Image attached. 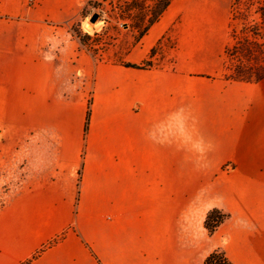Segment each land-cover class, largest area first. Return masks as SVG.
<instances>
[{
  "label": "crops",
  "instance_id": "obj_1",
  "mask_svg": "<svg viewBox=\"0 0 264 264\" xmlns=\"http://www.w3.org/2000/svg\"><path fill=\"white\" fill-rule=\"evenodd\" d=\"M85 2L0 0V162L19 133L59 154V182L0 214V264H205L217 250L264 264V80L228 81L207 24L190 20L227 15V1L174 0L128 67L93 65L75 45L67 56L69 36L51 25ZM170 31L204 76L142 68ZM215 209L227 218L210 234Z\"/></svg>",
  "mask_w": 264,
  "mask_h": 264
},
{
  "label": "rangeland",
  "instance_id": "obj_2",
  "mask_svg": "<svg viewBox=\"0 0 264 264\" xmlns=\"http://www.w3.org/2000/svg\"><path fill=\"white\" fill-rule=\"evenodd\" d=\"M133 1L140 3L146 1L147 8L142 13L138 8H135L136 6H130ZM158 1L160 0H86L75 19L62 24L50 25L69 36L67 37V56L71 55L70 51L75 45L79 49V52H84L86 57L89 58L88 61L91 60L93 65L104 64L127 67L131 51L135 46L140 44L150 31L142 34V31L136 30L131 26L132 22L137 19H146L147 23L149 18L152 17L154 3ZM226 1L228 3L227 15L214 6V10L207 9V12L203 15L200 12L191 14L190 20L196 23L194 25L207 24V26L205 25L209 28L208 35L205 37V44L208 47L207 51L211 49V55L215 53L222 54L221 61L223 62L224 75L227 77L232 73L233 67L238 64L236 58L233 59V57L227 56L228 51L235 45V39L232 34L234 22L232 21L231 7H233V11H238L243 8L242 5L246 1ZM125 5H128V8L130 7L131 10H128V20L126 23L120 20L123 14H127L122 11V7ZM254 5L257 4L255 3ZM207 8L209 7L207 6ZM94 13H100L101 19L92 27L88 22ZM201 15L205 16L206 19L203 20ZM209 19L213 21V25H210V27ZM178 21L180 23V20ZM259 22L260 18L257 14V7L254 6L250 20L245 24L247 33L251 34L252 27L258 25ZM237 25L239 26L238 29H240L242 22L240 21ZM238 31L240 32L237 33V39L243 37L241 30ZM209 35H217V37L212 41ZM185 54L182 51L179 39L170 31L153 49L150 60L144 63L142 68H168L176 71L180 67L189 65V70H194V75L204 76L202 72L207 71L208 67L206 65L201 66L203 63L202 57L197 56L192 61L187 60ZM94 84V76L86 80L85 98L88 118L90 117L94 102ZM30 141L29 134L19 133L15 137L12 146L6 149L4 158L0 162V214L11 204L18 193L34 189L42 183H47L48 185L58 181L59 176L56 170L59 166L58 168L55 166L56 170L54 171V165L59 162L58 152L45 148V145L39 143V140L36 142V146L31 145ZM224 170L232 169L228 168ZM29 262L24 264H29Z\"/></svg>",
  "mask_w": 264,
  "mask_h": 264
},
{
  "label": "trees",
  "instance_id": "obj_3",
  "mask_svg": "<svg viewBox=\"0 0 264 264\" xmlns=\"http://www.w3.org/2000/svg\"><path fill=\"white\" fill-rule=\"evenodd\" d=\"M174 0H160L154 3L152 8V17L146 23V19H137L132 22V27L136 30L142 31V34L147 33L171 6ZM243 8L238 11L231 12L233 23V38L235 39V45L228 51L227 56L237 59V65L232 69V73L226 77L231 82H247L258 83L264 80V0H245ZM146 1L143 3L133 1L132 5L136 6L139 11L143 13V10L147 8ZM257 5H254V4ZM254 6L257 7V14L260 18L258 25L252 27L251 34L247 33L245 24L250 20V16L253 13ZM128 5L122 7V11L127 14H123L120 20L127 22L128 20ZM242 22V26L237 24ZM237 23V24H236ZM236 24V25H235ZM243 34L242 38L237 39V33ZM128 67V66H127ZM136 68V67H135ZM227 216L222 211L215 209L212 210L206 218L205 227L210 234H214L220 225L226 220ZM205 264H233L221 250L213 252L205 261Z\"/></svg>",
  "mask_w": 264,
  "mask_h": 264
},
{
  "label": "water",
  "instance_id": "obj_4",
  "mask_svg": "<svg viewBox=\"0 0 264 264\" xmlns=\"http://www.w3.org/2000/svg\"><path fill=\"white\" fill-rule=\"evenodd\" d=\"M100 19H101L100 13H94L89 19L88 24L93 27L100 21Z\"/></svg>",
  "mask_w": 264,
  "mask_h": 264
},
{
  "label": "built area",
  "instance_id": "obj_5",
  "mask_svg": "<svg viewBox=\"0 0 264 264\" xmlns=\"http://www.w3.org/2000/svg\"><path fill=\"white\" fill-rule=\"evenodd\" d=\"M35 2V0H30V4H33Z\"/></svg>",
  "mask_w": 264,
  "mask_h": 264
}]
</instances>
